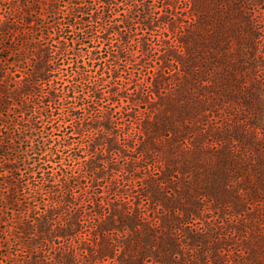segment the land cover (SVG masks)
Wrapping results in <instances>:
<instances>
[{
	"label": "trees",
	"instance_id": "16d2710c",
	"mask_svg": "<svg viewBox=\"0 0 264 264\" xmlns=\"http://www.w3.org/2000/svg\"><path fill=\"white\" fill-rule=\"evenodd\" d=\"M70 3L0 145L23 264H264V0Z\"/></svg>",
	"mask_w": 264,
	"mask_h": 264
},
{
	"label": "rangeland",
	"instance_id": "374dc122",
	"mask_svg": "<svg viewBox=\"0 0 264 264\" xmlns=\"http://www.w3.org/2000/svg\"><path fill=\"white\" fill-rule=\"evenodd\" d=\"M71 1L0 0V24H2L1 20L7 19L9 25L14 29L9 33L10 39H0V69L2 74V78H0V106H2L0 110V145L6 148L13 146L18 152L24 148L25 143L19 140L16 135L22 136L23 133L29 135L28 132H25V127L28 124L25 119L29 116L24 114L26 110L23 109L24 107L25 109L28 108L22 105V102L30 97L18 94L16 99L19 100H15L11 98L10 93L30 79L29 74L32 71L30 65L35 60V48L37 46L41 48L43 43L49 42L54 45L55 39H63V37L55 36L53 29L57 25V21L64 22L62 21L63 16L74 10ZM77 1L80 2V0ZM81 1L91 2L90 5L81 6L83 11L88 10V6L92 9L95 7L96 0ZM54 7L57 10L55 15L52 10ZM78 15L76 21L87 19L86 14ZM69 19L71 21L74 17L69 16ZM26 21H29L28 24ZM46 26L51 28H46ZM30 29H33L34 32L30 33ZM42 33L46 34L43 36ZM22 36L25 39H21ZM75 37H81V34L75 35ZM4 89L7 90L3 91ZM34 92L36 89L32 88L31 93ZM5 98H7L8 105L3 102ZM32 103L34 102H30L28 105ZM6 106L10 108H5ZM54 117L56 118L57 115ZM11 153L13 152H9V157H11ZM76 153L80 154V150H76ZM4 163L10 162L4 157H0V264H23L30 258L28 248L23 244L28 237L25 234H16L17 231L14 227L18 220H25L26 218L24 212L19 213V211L29 209L30 205L25 203L16 206L7 204L5 197L8 194L17 196L19 200L23 199L22 201H24L25 193L16 188L15 177L4 172ZM13 182L15 183L13 184ZM6 221L7 223H5Z\"/></svg>",
	"mask_w": 264,
	"mask_h": 264
}]
</instances>
